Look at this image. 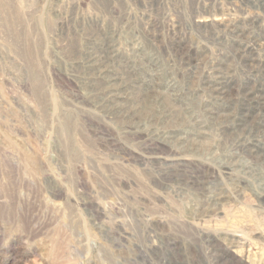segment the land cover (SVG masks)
Wrapping results in <instances>:
<instances>
[{
	"label": "rangeland",
	"instance_id": "rangeland-1",
	"mask_svg": "<svg viewBox=\"0 0 264 264\" xmlns=\"http://www.w3.org/2000/svg\"><path fill=\"white\" fill-rule=\"evenodd\" d=\"M263 64L264 0H0V264H264Z\"/></svg>",
	"mask_w": 264,
	"mask_h": 264
},
{
	"label": "bare ground",
	"instance_id": "bare-ground-1",
	"mask_svg": "<svg viewBox=\"0 0 264 264\" xmlns=\"http://www.w3.org/2000/svg\"><path fill=\"white\" fill-rule=\"evenodd\" d=\"M261 69H262L261 71L264 73V64L261 65ZM222 84H226V83L219 84L218 87L214 89V91L217 92L219 95H221V97L223 99H226L228 92L226 91L227 89L225 90L226 92H224V90L221 87ZM224 88H226V87H224ZM248 108L250 109V106H248ZM248 108L243 107L242 110L244 111V113H242V114H247L248 110H249ZM229 126H230V123H229L228 119H226L225 123L221 125V127H222L221 131L226 138H230L233 141L232 145L236 148V151L239 150V153L246 152L254 160V162L258 161L259 158L264 155V153H263L264 150L261 148L260 145H253V144H251L250 140L248 141L246 136L250 135L251 131L249 133H245L246 132L245 128L243 130H241V126H239L238 128H234V129L229 130L228 129ZM234 137H235V139H234ZM261 153H263V154H261ZM263 163H264V160H263ZM224 167H225L224 172L229 174V172H228V171H230L229 167L227 165H224Z\"/></svg>",
	"mask_w": 264,
	"mask_h": 264
}]
</instances>
